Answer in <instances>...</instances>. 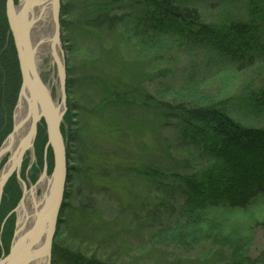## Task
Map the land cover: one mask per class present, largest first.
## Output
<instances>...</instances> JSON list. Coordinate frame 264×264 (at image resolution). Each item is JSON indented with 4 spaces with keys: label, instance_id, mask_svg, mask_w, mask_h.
<instances>
[{
    "label": "trees",
    "instance_id": "trees-1",
    "mask_svg": "<svg viewBox=\"0 0 264 264\" xmlns=\"http://www.w3.org/2000/svg\"><path fill=\"white\" fill-rule=\"evenodd\" d=\"M200 1L210 0H65L60 8V25L67 36H70L76 25L89 26L100 33L115 31L117 26L125 27L126 40H135L140 54L138 57L151 51H162L175 44L195 49L194 51L211 62L210 81L223 79L222 90L238 85L241 90L238 108L245 109L248 115L264 113V0H222L235 8V14L225 15L218 24L203 21L198 7ZM4 3L5 0H0V145L12 129V114L21 83L17 55L5 18ZM72 14L79 16L77 20H74ZM62 37L64 39L65 36ZM66 49L71 53V59L66 66V90L70 93L75 86V80L71 77L74 69L73 55L78 49L73 42ZM120 68L105 71V77H115L113 82L107 83L100 76L80 78L79 82L91 81L97 84V110L107 112L110 118L120 112L121 120L131 121L126 107L136 100L139 101L142 112L152 114L163 125H171L177 130L184 142L182 152L195 168L184 172L173 170L170 174L147 165L122 168L125 174L133 171L141 183L153 186L158 192L162 191V194L173 195L177 191L183 197L174 221L159 227L150 236L149 242L174 244L187 249L194 247L203 237L213 238L215 243L231 246L232 262L229 264H246L243 245L240 243L242 235L237 231L226 234L222 231V224L225 223L223 220L230 217L244 213L254 216L255 212L259 215L263 210L264 126L246 123L245 117L236 116L241 111L230 107L229 100L223 99L222 94L209 95L204 90H198L194 83L189 88L179 87L177 90L158 92L162 98L153 97L138 87L132 91L123 90L116 81L122 73ZM250 69L255 70L259 78L257 86L253 82L240 84L241 72ZM126 93L134 94L131 102L127 100ZM164 95H171L176 101L167 102L163 100ZM76 108L74 101L69 99L63 120L70 126L73 125L70 111ZM94 110L96 111L90 108L89 111ZM133 124L141 127L142 121H133ZM75 125L74 131L67 138L69 142L77 145L82 141V136L78 125ZM38 126L44 146V121L41 120ZM60 130L62 135L67 136L66 130L64 134L63 122ZM71 143L66 145L67 178L64 201L59 213L60 221L67 206L68 210L65 211L72 208L69 205L70 192L78 193V182L86 170L75 156L79 151ZM47 167L50 173V149ZM164 177L167 178L166 182ZM143 189L145 190V186ZM137 197L130 196L135 200L141 199L140 209L148 212L146 207L149 205L143 202L145 197ZM160 200L166 203L165 209L173 210L166 199ZM75 208V215L84 225L91 222L92 214H95L93 209L83 205ZM137 209L128 205L125 212H119L131 214L132 218L127 221V225L135 223L137 226L144 220L145 214L139 219ZM152 213L149 212V215ZM259 217L264 221V216ZM129 227L123 228L128 231ZM223 235L225 239L219 240ZM58 237L57 232L55 239ZM56 248L53 244V253L66 257L75 264L95 263L93 260L79 258L72 251L64 252Z\"/></svg>",
    "mask_w": 264,
    "mask_h": 264
},
{
    "label": "rangeland",
    "instance_id": "rangeland-1",
    "mask_svg": "<svg viewBox=\"0 0 264 264\" xmlns=\"http://www.w3.org/2000/svg\"><path fill=\"white\" fill-rule=\"evenodd\" d=\"M64 1L60 0V8ZM15 2L18 4V0ZM198 7L204 22L218 24L225 15L235 14V8H231L222 0L200 1ZM72 17L77 20L79 16L72 14ZM125 33V27L121 26H117L115 31L100 33L92 27L76 25L70 36L60 29L59 41L65 72L71 59V53H68L66 46L73 42L78 49L73 55L74 69L71 77L73 81L75 80V86L70 93L67 92L65 84L64 115L68 110L69 99L74 101L77 108L70 111L72 126L62 119L64 134L65 130L67 134L62 136L65 146L69 145L71 142L67 137L74 131L75 124L78 125L82 141L77 145L71 143V146L75 145L79 151L80 154L75 156L86 170L78 182V193L70 192L71 200L70 202L66 200L72 207L71 212L65 211L68 210L67 206L64 210L65 215L62 214L60 217L62 220H58L55 236L58 232L59 237L53 238L50 264H75L72 260L53 253V244L57 250L64 252L69 250L81 259L95 261L93 264H229L232 262L231 246L215 243L212 241L213 238L203 237L194 247L187 249L174 244L149 242L150 236L159 227L174 221L183 197L177 191L173 195L162 194V191L158 192L153 186L141 183L133 171L125 174L122 168L147 165L167 174L173 170L178 172L194 170L186 154L182 152L183 139L171 125H163L154 119L152 114L142 112L137 100L131 105L128 102L129 107H126L131 121L121 120L120 112L111 118L107 112H99L97 84L79 80L100 76L107 83L113 82L115 77H105V71L121 67L122 73L116 81L123 90L132 91L138 87L153 97L162 98L158 92L177 90L179 87L189 88L194 83L198 90H204L209 95L222 94L223 99L229 100L230 107L241 111L236 116L245 117L246 123L250 125L264 126V113L248 115L245 109L238 108V97L241 93L238 85L222 90L223 79L216 78L215 81H210L211 62L194 51L195 49L175 44L162 51H151L138 57L140 54L136 49L135 40L127 41ZM62 35L66 38L63 39ZM50 61L51 57L47 55L39 70L43 81L51 86V94L54 97L56 86L59 84L56 65ZM256 75L253 69L242 71L240 84L253 82L254 86H257L259 78ZM52 77L56 79V83H51ZM125 95L131 102L134 94ZM163 100L176 101L171 95H164ZM90 108L96 111H89ZM137 120L142 121L141 127L133 124V121ZM41 138L37 126L32 149L24 153L20 166L18 176L27 190L38 182L44 168L46 170L48 168V150L45 151ZM175 146L179 147L178 150ZM9 156L7 152L1 159L0 169L7 164ZM163 180L166 182L167 178L164 177ZM21 185L16 173H13L3 187L0 201V259L8 254L17 226V213L12 210L17 207L23 196ZM40 192L38 189L37 195H40ZM129 195L132 198H135V195L137 198L145 197L143 202L149 205L146 207L148 212L140 209L141 199L135 200ZM160 199H166L173 210L165 209L166 203L160 202ZM77 205L94 210L95 214H92L93 218L87 225L75 215ZM128 205L138 208L136 213L139 219L144 217V214L146 217L149 212L153 213L147 219L144 217L137 226L135 223H129L131 225L129 227L127 221L131 220V214L119 213L122 210L125 212L124 209H127ZM259 215L264 216V207ZM259 215L256 212L254 216L244 213L223 220L225 223L222 224V231L224 230L226 234L237 231L242 235L240 243L243 245L246 264H264V221ZM218 220L220 222L221 218ZM124 226L129 227V230L124 229ZM224 236L219 240L225 239Z\"/></svg>",
    "mask_w": 264,
    "mask_h": 264
},
{
    "label": "water",
    "instance_id": "water-1",
    "mask_svg": "<svg viewBox=\"0 0 264 264\" xmlns=\"http://www.w3.org/2000/svg\"><path fill=\"white\" fill-rule=\"evenodd\" d=\"M19 1L20 0H18V4H16L15 0H5L4 3L5 18L17 55L21 75V83L17 101L12 114V129L0 145V156L4 153H7L6 150L8 148L4 145V142L13 138L14 133L19 129V126L22 123H16L15 119L16 108L18 107L21 98H23L27 104L30 124L28 132L23 137V139L18 142L14 154L10 153V156L8 158V161L12 160V163H10V166L7 168L6 172L0 179V201L3 187L8 178L13 173H16L18 180L23 183L18 176L20 166L23 161L24 153L27 150L32 149L33 141L37 132V126L41 120H43L45 123V151L47 152L48 149H50L51 151L52 169L48 174L49 190L44 196V201L40 207V212L37 216L35 227L31 232L32 234L20 237L19 228H17L16 226L9 252L0 259V264H26L34 258L38 261H43L44 264H50L52 241L55 236L59 220V213L64 201V192L67 178L66 146L60 130L63 115L66 111V72L59 41L61 29L59 11L60 0H54L55 11L53 13L55 23L54 40L62 54L61 62L56 63L59 90L62 95L60 106L54 102L48 85L41 78L39 65L35 56V50L31 41L30 32L32 20L30 18V13L34 5V0H22L20 8L17 9ZM45 172L47 173L46 168H44L42 173L45 174ZM22 191L24 195L25 188L22 187ZM22 199L23 196L17 204V207L12 211H15L16 213L18 212V209L22 203ZM41 228L43 229L42 245L32 251H28L27 254L25 253L19 259L18 257L21 253V244L24 242L26 245L23 243V250H27L28 245H32V241L30 240L34 239V237L39 234ZM37 230L39 231L36 234Z\"/></svg>",
    "mask_w": 264,
    "mask_h": 264
},
{
    "label": "bare ground",
    "instance_id": "bare-ground-1",
    "mask_svg": "<svg viewBox=\"0 0 264 264\" xmlns=\"http://www.w3.org/2000/svg\"><path fill=\"white\" fill-rule=\"evenodd\" d=\"M22 4V0L19 1V5L17 9L20 8ZM54 11H55V1L54 0H34V5L31 10V41L35 50V56L37 59V63L39 66L43 64V61L47 55H50L51 61L50 63L55 64L57 62H61L62 54L58 45L54 40V31H55V23H54ZM57 72V69H56ZM58 79V77H57ZM56 83V79L52 77V82ZM47 84V83H46ZM48 85V84H47ZM56 94L53 97L54 102L60 106L61 102V92L59 90V85L56 86ZM48 88L51 92V86L48 85ZM52 95V94H51ZM16 123L22 122L19 126V129L14 133L13 138L10 140H6L4 145L8 148L6 152L13 153L17 148L18 142L23 139L26 133L29 130L30 117L28 116V108L25 100L21 98L18 107L16 108L15 113ZM6 153L0 156V161L4 157ZM12 163V160H9L2 169H0V179L6 172L7 168ZM47 171V170H46ZM43 174V173H42ZM41 174V175H42ZM40 175V179L34 186H30L29 190L26 189L25 185L21 183L22 187L25 188L23 199L21 206L18 209L17 214V228H19L20 234L19 236H28L32 234L37 216L40 212V207L43 204V199L47 191L49 190L48 184V173L45 172L42 176ZM40 189V195H37V190ZM39 230H37L36 234ZM43 229L39 234L31 239L32 245H28L27 250L24 249V244L22 243L20 246L21 253L19 255V259L27 254L28 251H32L35 248H38L43 243ZM26 245V244H25ZM19 249V250H20ZM18 255V254H17ZM26 264H44L43 261H38L37 259H32Z\"/></svg>",
    "mask_w": 264,
    "mask_h": 264
}]
</instances>
